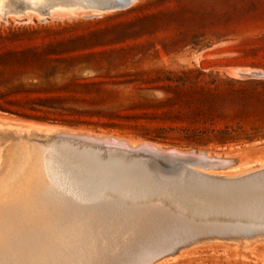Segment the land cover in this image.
Masks as SVG:
<instances>
[{"label":"rangeland","instance_id":"374dc122","mask_svg":"<svg viewBox=\"0 0 264 264\" xmlns=\"http://www.w3.org/2000/svg\"><path fill=\"white\" fill-rule=\"evenodd\" d=\"M39 1L0 0V175L8 154L3 134L14 140L54 130L50 143L29 140L41 147L48 187L65 209L39 238H11L0 248V264H22L28 256L24 264H264V0H125L128 8L111 4L106 11L87 0L36 7ZM169 150L177 154L171 162L162 155ZM200 153L216 161L199 160ZM202 165L212 179L196 172ZM238 180V188L224 185ZM161 201L167 211L151 210ZM9 213L0 208V216Z\"/></svg>","mask_w":264,"mask_h":264},{"label":"bare ground","instance_id":"6f19581e","mask_svg":"<svg viewBox=\"0 0 264 264\" xmlns=\"http://www.w3.org/2000/svg\"><path fill=\"white\" fill-rule=\"evenodd\" d=\"M135 2H136V0H134ZM4 2L5 1H2V6H1V11L3 12L4 11ZM6 2H7V0H6ZM47 3V0H42V1H39L38 3H36V7L37 6H42V5H45ZM8 6H9V4H8ZM5 8H9V7H5ZM26 12V11H25ZM43 14V13H42ZM3 15H5V14H3ZM255 73V72H254ZM32 131V133L33 134H30L29 136H27L28 137V139H27V137H25V138H18V139H16V138H14V140H10L9 138V135L8 134H3L2 135V137L4 138V139H6V140H8V145L6 146V150L8 151V154H7V157H6V160H5V164H4V171H3V173L0 175V208L2 209V208H5V207H7V208H11L12 209V213H9L8 215H10L8 218H6L5 216H0V248H2V247H4L6 244H7V242L11 239V238H13V237H24V236H26V235H28V234H34L33 236L35 237V238H39L38 236H40V235H38V233H40L41 231H44V230H47V229H49L50 228V226L52 225V221L54 220V217L56 216V215H58L59 217L61 216V215H59V210L60 209H62V202H59L57 199H55V197L53 198V193L51 192V190H52V187H51V190H50V187H48V175L46 174V172L44 171V169H45V167H44V161H43V158L45 157H43L42 155H41V153L42 154H44L43 153V151H42V149H41V147L40 146H37L34 142H32V141H30L29 140V138H31L32 136L31 135H36L37 137H42V139L43 140H45L47 143H50L52 140H53V134L55 133V132H52V131H54V130H52V131H49V132H52V133H44V132H36V131H34V130H31ZM10 134H12V133H10ZM59 137H72L70 134H66V133H64V132H60V133H58L57 134ZM13 136V135H12ZM107 141H109V139H106V142ZM102 142L104 143V140H102ZM112 142H114V141H112ZM115 142H117L116 140H115ZM114 142V143H115ZM110 144H111V141L109 142ZM105 144V143H104ZM103 144V145H104ZM119 144V143H118ZM112 145V144H111ZM115 145H117L116 143H115ZM104 146H109L110 147V145H108V144H106V145H104ZM103 146V147H104ZM112 146H114V145H112ZM147 146H149V145H147ZM142 147V146H141ZM47 149V148H46ZM121 149H123V148H121ZM78 150V149H77ZM163 150V149H162ZM168 150V149H167ZM42 151V152H41ZM145 151V150H144ZM175 151V150H174ZM46 152V151H45ZM53 152V151H52ZM125 152V151H124ZM163 152V151H162ZM166 152V151H165ZM180 152V151H179ZM181 153V152H180ZM125 154V153H124ZM187 154V153H186ZM189 155L191 154V153H188ZM194 154H196V153H194ZM194 154H192V155H194ZM207 153H205V155H206ZM48 155V154H47ZM52 155V154H51ZM114 155V154H113ZM182 155V154H181ZM198 155V154H197ZM197 155H195V156H197ZM200 156H197V158L199 159V160H202V161H205V162H211L210 164H212V160L214 159V158H216V157H214L213 159H210L209 157H207V155L205 156H201V153L199 154ZM159 156V155H158ZM180 156V155H179ZM184 156H186L185 154H184ZM208 156H210V155H208ZM214 156V155H213ZM213 156H211V157H213ZM43 157V158H42ZM48 157V156H47ZM59 157V156H58ZM57 157V158H58ZM73 157H74V155H73ZM193 157V156H192ZM180 157H178V159H179ZM65 159V158H64ZM181 159V158H180ZM221 159V158H220ZM45 160V159H44ZM51 160H52V158H51ZM51 160H50V165L53 163H51ZM73 160V159H72ZM94 160V159H93ZM106 160V159H105ZM168 160H170L169 162H171V160H173V159H168ZM218 160L219 159H217V163H218ZM54 161V160H53ZM64 161V160H63ZM133 161V160H132ZM192 161V160H191ZM196 161V160H195ZM214 161H216V160H213V162ZM224 161V160H223ZM46 162V161H45ZM48 162V161H47ZM98 162V161H97ZM117 162V161H116ZM138 162V161H137ZM192 162H194V161H192ZM197 162H198V160H197ZM197 162L195 163V164H197ZM201 162V161H200ZM199 162V163H200ZM55 163V162H54ZM58 163V162H57ZM125 163V162H124ZM178 163H180V162H178ZM194 163H191V164H194ZM219 163H220V160H219ZM223 162H221L220 164H222ZM230 163V162H229ZM48 164V163H47ZM59 164V163H58ZM127 164V163H126ZM174 164H176L175 162H174ZM206 164V163H205ZM214 164H216V163H214ZM213 164V165H214ZM224 164V163H223ZM53 165V164H52ZM55 166L57 165V164H54ZM76 165V164H75ZM124 165V164H123ZM142 165V164H141ZM171 165V164H170ZM179 165H181V164H179ZM178 165V166H179ZM217 165V164H216ZM219 165V164H218ZM59 166H60V164H59ZM87 166V165H86ZM116 166V165H115ZM185 166H187V165H184V167ZM191 166V165H190ZM204 165H202V166H200V168L201 167H203ZM209 167H210V165H208ZM263 166V165H262ZM47 167V166H46ZM61 167H62V165H61ZM79 167V166H78ZM77 167V168H78ZM89 167V166H88ZM122 167V166H121ZM179 167H182V166H179ZM189 167V166H188ZM188 167H186V168H188ZM192 167H193V165H192ZM190 168V170L191 169H193V168ZM198 167V166H197ZM207 167V166H206ZM50 168V167H49ZM55 168V167H54ZM54 168H52V170L54 169ZM57 168H58V165H57ZM57 168H56V170H57ZM74 168V167H73ZM129 168V167H128ZM136 168V167H135ZM183 168V167H182ZM182 168H180V169H182ZM188 168V169H189ZM196 168V167H195ZM199 168V167H198ZM196 169V172L197 173H199V175L200 176H203V177H208V178H211L212 179V177H210V176H214V174H213V172H210L209 170H204V168L202 169ZM229 168V167H228ZM91 169V168H90ZM139 169V168H138ZM210 169V168H209ZM72 170V169H71ZM110 170V169H109ZM123 170H124V168H123ZM135 170V169H134ZM185 170V169H184ZM187 170V169H186ZM264 170V169H263ZM55 171V170H54ZM53 171V172H54ZM60 172H61V170H59ZM89 171V170H88ZM115 171V170H114ZM126 171V170H125ZM132 171V170H131ZM188 171V170H187ZM194 171V170H193ZM73 172V171H72ZM57 173H58V171H57ZM62 173V172H61ZM260 173V172H259ZM262 173V172H261ZM49 174V173H48ZM54 174V173H53ZM82 174V173H81ZM184 174V173H183ZM182 174V175H183ZM254 174V173H253ZM55 175H56V173H55ZM57 175H59V173L57 174ZM61 175V174H60ZM128 175V174H127ZM146 175V174H145ZM159 175V174H158ZM50 176H52V175H50ZM61 176H65L64 174L63 175H61ZM85 176V175H84ZM109 176V175H108ZM130 176H131V174H130ZM165 176V175H164ZM194 176V175H193ZM218 176V175H217ZM248 177H249V175H247ZM55 177V176H54ZM58 177V176H57ZM67 176H65V178H66ZM69 177V176H68ZM79 177V176H78ZM82 177V176H81ZM97 177H98V175H97ZM125 177H129V176H125ZM181 177H183V176H181ZM195 177V176H194ZM244 177V176H243ZM51 178V177H50ZM129 178H131V177H129ZM133 178V177H132ZM131 178V179H132ZM138 178V177H137ZM196 178V177H195ZM260 178V177H259ZM264 178V177H263ZM55 179V178H54ZM73 179V178H72ZM197 179V178H196ZM214 179V178H213ZM225 179V178H224ZM237 179V178H236ZM239 179H242V178H239ZM50 180V179H49ZM56 180V179H55ZM84 180V179H83ZM116 180V179H115ZM203 180V179H202ZM217 180V179H216ZM231 180V179H230ZM113 181V180H112ZM125 181V180H124ZM196 181V180H195ZM222 181V180H221ZM233 181V180H232ZM235 181V180H234ZM55 182V181H54ZM57 182V181H56ZM56 182H55V185H56ZM65 182H67L68 184H69V182L68 181H65V179H64V183ZM120 182V181H119ZM130 182V181H129ZM128 182V183H129ZM168 182V181H167ZM183 182V181H182ZM181 182V183H182ZM205 182V181H204ZM223 182V181H222ZM225 182H226V180H225ZM243 182V181H242ZM247 181H245V184H247L246 183ZM59 182H57V184H58ZM92 183V182H91ZM108 183V182H107ZM125 183V182H124ZM217 183V182H216ZM215 183V184H216ZM53 184V183H52ZM51 184V185H52ZM62 184V183H61ZM61 184H59V187H60V185ZM131 184H132V182H131ZM137 184V183H136ZM207 184H208V182H207ZM50 185V186H51ZM70 185V184H69ZM82 185V184H81ZM117 185V184H116ZM177 185V184H176ZM211 185V184H210ZM224 185H226L227 187H229V189H232V188H238V187H240V186H242L243 184H241V182L238 180L237 182H231V184H224ZM248 185V184H247ZM53 186H54V184H53ZM96 186V185H95ZM124 186H128V185H126V183H125V185ZM131 186V185H130ZM132 186H133V184H132ZM164 186V185H163ZM215 186V185H214ZM62 187H64V186H62ZM140 187V186H139ZM139 187H138V190H141V189H139ZM142 188H143V186H141ZM153 187V186H152ZM190 187V186H189ZM213 187V186H212ZM69 188H71L70 186H69ZM129 188V187H128ZM162 188V187H161ZM210 188V187H209ZM217 188V187H216ZM224 188V187H223ZM245 188V187H244ZM55 189V188H54ZM87 189V188H86ZM103 189V188H102ZM170 189V188H169ZM183 189V188H182ZM214 189V188H213ZM220 189V188H219ZM228 189V188H227ZM227 189H225V190H227ZM58 190H59V188H58ZM70 190H74V188L73 189H70ZM111 190H113V189H111ZM117 190V189H116ZM123 190V189H122ZM125 190V189H124ZM123 190V191H124ZM129 190V189H128ZM149 190V189H148ZM160 190V189H159ZM162 190V189H161ZM172 191H173V189H171ZM186 190V189H185ZM211 190V189H210ZM264 190V189H263ZM53 191V190H52ZM66 191H68V190H66ZM65 191V192H66ZM71 191V192H72ZM118 191H120V190H118ZM125 191H127V189L125 190ZM134 191H136V190H134ZM151 191V190H150ZM162 191H165L164 189L162 190ZM180 191V190H179ZM189 191V190H188ZM191 191V190H190ZM198 191V190H197ZM241 191V190H240ZM244 190L242 189V192H243ZM54 192V191H53ZM56 192H57V190H56ZM74 192V191H73ZM72 192V193H73ZM100 192V191H99ZM102 192V191H101ZM100 192V193H101ZM105 192H107V191H105ZM114 192V191H113ZM166 192H168V191H166ZM239 192V191H238ZM247 192V191H246ZM251 192V191H250ZM59 193H60V191H59ZM58 193V194H59ZM62 193V192H61ZM68 193H70V192H68ZM72 193H70V194H72ZM77 193V192H76ZM75 193V194H76ZM110 193V192H109ZM120 192H118V194H119ZM125 193H129V192H125ZM131 193V192H130ZM138 193H139V191H138ZM142 193V192H141ZM163 192H161V195L163 196V194H162ZM228 193V192H227ZM239 193H241V192H239ZM254 193V192H253ZM257 193V192H256ZM63 194H64V192H63ZM79 194V193H78ZM78 194H76V195H78ZM133 194H135L134 192H133ZM133 194H131L132 196H133ZM146 194V193H145ZM158 194V193H157ZM167 194V193H166ZM169 194H170V192H169ZM171 194H173V193H171ZM175 194V193H174ZM205 194V193H204ZM211 194H213V193H211ZM215 194V193H214ZM247 194H249V193H247ZM259 194V193H258ZM257 194V195H258ZM261 194V193H260ZM92 195V194H91ZM101 195V194H100ZM144 195V194H143ZM147 195V194H146ZM156 195V194H155ZM222 195V194H221ZM225 195V194H224ZM227 195V194H226ZM235 195V194H234ZM241 195H243V194H241ZM244 195H246V194H244ZM250 195V194H249ZM63 196H65V194L63 195ZM79 196V195H78ZM109 196V195H108ZM127 196V195H126ZM131 196V197H132ZM136 196H138V194L136 193ZM145 196V195H144ZM143 196V197H144ZM149 196V195H148ZM150 196H151V194H150ZM165 196V195H164ZM167 196H169L168 194H167ZM171 196V195H170ZM173 196V195H172ZM175 197H178V196H176V195H174ZM173 196V197H174ZM232 196V195H231ZM248 196V195H247ZM259 196V195H258ZM264 196V195H263ZM66 197V196H65ZM68 197V196H67ZM73 197L74 196H72V199H73ZM96 198H97V196H95ZM106 197V196H105ZM123 197H125V194H124V196ZM130 196L129 197H126L127 199H128V201H129V199L131 198ZM139 197H140V195H139ZM160 198V196H157V198ZM172 197V198H173ZM181 197H183L182 195H181ZM192 197V196H191ZM197 197V196H196ZM196 197H194V198H196ZM233 197H235V196H233ZM246 197V196H245ZM257 197V196H256ZM260 197V196H259ZM258 197V198H259ZM59 198H60V196H59ZM69 198V197H68ZM76 198H77V196H76ZM110 198H111V196H110ZM110 198H109V202H110ZM121 198H122V196H121ZM134 198V200H135V196L133 197ZM132 198V199H133ZM142 198V197H141ZM151 198V197H150ZM154 198L156 199V197L154 196ZM158 198V199H159ZM167 198V197H166ZM198 198V197H197ZM232 198V197H231ZM243 198V197H242ZM241 198V199H242ZM250 198V197H249ZM253 198V197H252ZM260 198H263V197H260ZM126 199V200H127ZM138 199V198H137ZM136 199V200H137ZM144 199V198H143ZM146 199V198H145ZM145 199L143 200L144 201V203L143 204H145ZM152 199V198H151ZM151 199H150V201H151ZM158 199H156V201L158 200ZM163 199V198H162ZM180 199V198H179ZM187 200H188V198H186ZM214 199V198H213ZM220 199V198H219ZM245 199V198H244ZM247 199V198H246ZM61 200V199H60ZM63 200V199H62ZM76 200V199H75ZM81 199H79V201H80ZM134 200L132 201V200H130V201H132L133 203H134ZM140 200H142V199H140ZM139 200V201H140ZM160 200V199H159ZM158 200V201H159ZM170 200V199H169ZM176 200V199H175ZM182 200V199H181ZM180 200V201H181ZM194 200V199H193ZM201 200V198H199V201ZM254 200V199H253ZM259 200V199H258ZM67 201V200H66ZM68 201H69V199H68ZM72 200H71V198H70V202H71ZM123 201V200H122ZM138 201V200H137ZM137 201H135V202H137ZM146 201H148V199H146ZM157 201V202H158ZM164 201V200H163ZM166 201H167V199H166ZM172 202H173V200H171ZM185 201V197H184V200H183V202ZM192 201V200H191ZM202 201V200H201ZM204 201V200H203ZM202 201V202H203ZM209 201V200H208ZM212 202H213V200H211ZM222 201V200H221ZM230 201V200H229ZM232 201H234L233 200V198H232ZM236 202H238L237 201V199L235 200ZM234 201V202H235ZM244 201V200H243ZM261 201H263V200H261ZM64 202V201H63ZM75 202H78V201H75ZM112 202V201H111ZM121 202V201H120ZM125 202H127V201H125V199H124V204L123 205H125ZM131 202V203H132ZM156 202V203H157ZM172 202H169V203H172ZM186 202V201H185ZM258 202H260V201H258ZM66 204L68 203V202H65ZM73 203H74V201H73ZM90 203H91V201H90ZM106 203H107V201H106ZM132 203V204H133ZM139 203H141L142 204V202L140 201ZM147 203V202H146ZM149 203V202H148ZM147 203V205H149ZM151 203V202H150ZM152 203H153V200H152ZM151 203V204H152ZM162 201H161V204L160 203H158V204H156L154 207H153V204H152V209L151 210H153L155 207V209L157 210V207L158 206H160V207H162V206H164V204L162 205ZM166 203V202H165ZM174 203V202H173ZM186 203H188V202H186ZM204 203H205V201H204ZM215 203V202H214ZM213 203V204H214ZM249 203V202H248ZM80 204H81V201H80ZM83 204H86V202L85 203H83ZM83 204H81V205H83ZM97 204V203H96ZM128 204V203H127ZM135 204V203H134ZM175 204V203H174ZM178 204V203H177ZM176 204V205H177ZM192 204V203H191ZM200 204H203V203H200ZM212 204V203H211ZM224 204L225 203H223V206H224ZM246 204V203H245ZM69 205V204H68ZM74 205V204H73ZM109 204H107V206H108ZM130 205V204H129ZM139 205V204H138ZM158 205V206H157ZM162 205V206H161ZM171 205V204H170ZM220 205H222V204H220ZM227 205V204H226ZM239 205V204H238ZM237 205V206H238ZM241 205V204H240ZM247 205V204H246ZM252 205V204H251ZM70 206V205H69ZM75 206V205H74ZM84 206V205H83ZM89 206V205H88ZM105 206V205H104ZM132 206V205H131ZM130 206V207H131ZM134 206V205H133ZM143 206V205H142ZM146 206V205H145ZM150 206V205H149ZM149 206H146V207H148V209H149ZM165 206H166V204H165ZM164 206V207H165ZM168 206V205H167ZM167 206L164 208V210H166V208H167ZM180 205H178V208H180L179 207ZM196 206V205H195ZM204 206H205V204H204ZM219 206V205H218ZM223 206H221V207H223ZM228 206V205H227ZM245 206V205H244ZM243 206V207H244ZM257 206V205H256ZM259 206V205H258ZM85 207H87V204L85 205ZM99 207V206H98ZM101 207H102V205H101ZM113 207H115V206H113ZM124 207V206H123ZM128 207V206H127ZM129 207V208H130ZM139 206H137V208H138ZM145 207V208H146ZM173 206H171L170 208H172ZM200 207H201V205H200ZM213 207V206H212ZM239 207V206H238ZM246 207V206H245ZM248 207V206H247ZM250 207V206H249ZM64 208V207H63ZM70 208V207H69ZM75 208V207H74ZM78 208V207H77ZM81 208V207H80ZM100 208V207H99ZM106 208V207H105ZM104 208V209H105ZM119 208V207H118ZM129 208L128 209H126V210H129ZM132 208V207H131ZM151 208V207H150ZM168 208H169V206H168ZM176 208V210H179L178 208H177V206L175 207ZM192 208V207H191ZM224 208H226V207H224ZM229 208V207H228ZM242 208V207H241ZM65 209V208H64ZM103 208H102V210H104ZM120 209V208H119ZM144 209V208H143ZM162 209H163V207H162ZM183 209H186V208H184V207H182L181 208V211H182V214L184 213L183 211ZM206 210H207V208H205ZM246 209H248V208H246ZM259 209H262V208H259ZM5 210H7V209H5ZM73 210V209H72ZM71 210V211H72ZM90 210V209H89ZM101 210V209H100ZM99 210V211H100ZM115 210V209H114ZM122 210V209H121ZM132 210V209H131ZM150 210V209H149ZM160 210V209H159ZM172 210H173V208H172ZM195 210H196V208H195ZM200 210V209H199ZM231 210H232V208H231ZM66 211V210H65ZM70 211V212H71ZM75 211V210H74ZM73 211V212H74ZM106 211H107V209H106ZM133 211H136L134 208H133V210H132V212ZM154 211V210H153ZM158 211V210H157ZM161 211V210H160ZM167 211V210H166ZM168 211H169V209H168ZM180 211V210H179ZM181 211L179 212L180 214H181ZM219 211V210H218ZM226 211V210H225ZM224 211V212H225ZM229 211H230V209H229ZM237 211V210H236ZM2 212V211H1ZM5 212V211H4ZM9 212H11V211H9ZM79 212V211H78ZM85 212V211H84ZM121 212V211H120ZM131 211H130V214H133ZM143 212V211H142ZM145 212H146V210H145ZM156 212V211H155ZM159 212V211H158ZM185 212H186V210H185ZM202 212V211H201ZM209 212V211H208ZM243 212V211H242ZM63 213V212H62ZM76 213V212H75ZM87 212H85V214H86ZM95 213V212H94ZM97 213V212H96ZM105 213V212H104ZM108 213V212H107ZM117 213V212H116ZM115 213V214H116ZM150 213H151V211H150ZM150 213H148L149 215H150ZM153 213V212H152ZM161 213H163L162 211H161ZM166 213V212H165ZM164 213V214H165ZM175 214L177 213V211L176 212H174ZM204 213V212H203ZM202 213V214H203ZM207 213V212H206ZM205 213V214H206ZM259 213H260V211H259ZM5 214V213H4ZM64 214V213H63ZM69 214V213H68ZM74 214V213H73ZM89 214V213H88ZM98 214V213H97ZM101 214V213H100ZM121 214H122V212H121ZM135 214V213H134ZM140 214V213H139ZM138 214V215H139ZM147 214V215H148ZM157 214V213H156ZM156 214L154 213V216H155V218H157L156 217ZM159 214H160V212H159ZM167 214V213H166ZM171 214V213H170ZM184 214H186V213H184ZM208 214V213H207ZM206 214V215H207ZM220 214V213H219ZM223 214H227V212L226 213H223ZM230 214V213H229ZM236 214H237V212H236ZM242 214V216H243V213H241ZM65 215V214H64ZM83 215V214H82ZM112 215H113V212H112ZM117 215V214H116ZM136 215V214H135ZM158 215V214H157ZM177 215L178 216H175V217H179V214L177 213ZM193 214H191L190 215V217L192 216ZM215 215V214H214ZM217 215H218V212H217ZM220 215H222V214H220ZM235 215V214H234ZM248 215H250V214H248ZM7 216V215H6ZM58 216H57V218H58ZM74 216V215H73ZM78 216H80V215H78ZM99 216H101V215H99ZM109 216H110V214H109ZM108 216V217H109ZM118 216V215H117ZM124 217H125V215H123ZM160 216V215H159ZM166 216V215H165ZM202 216V215H201ZM212 216V215H211ZM216 216V215H215ZM230 216V215H229ZM228 216V217H229ZM237 216V215H236ZM239 216H241V215H239ZM253 216V215H252ZM258 216V215H257ZM260 216H262V215H260ZM62 217V216H61ZM61 217H60V221H61ZM71 217V216H70ZM69 217V218H70ZM83 217V216H82ZM90 217V216H89ZM111 217V216H110ZM114 218H115V216H113ZM135 216H133V218H134ZM137 217H139V216H137ZM141 217V216H140ZM147 217V216H146ZM152 217V216H151ZM151 217H150V219H151ZM162 217V216H161ZM160 217V218H161ZM169 217H170V215H169ZM197 217H199V215H197ZM210 217V216H209ZM223 217V216H222ZM231 217L232 216H230V219H231ZM235 217V216H234ZM245 217V216H244ZM259 217V216H258ZM56 218V219H57ZM72 219H74L73 217H71ZM71 218H70V220H71ZM76 218V217H75ZM112 218V217H111ZM113 218V219H114ZM136 218V217H135ZM149 218V217H148ZM165 218V217H164ZM168 218V217H167ZM203 218V217H202ZM201 218V219H202ZM207 218V217H206ZM216 218V217H215ZM246 218V217H245ZM262 218V217H261ZM264 218V217H263ZM59 219V218H58ZM68 219V218H67ZM79 219V218H78ZM86 220H87V217L85 218ZM91 219V218H90ZM95 219V218H94ZM119 219V218H118ZM126 219V218H125ZM124 219V220H125ZM144 219V218H143ZM153 219V218H152ZM171 220H172V218H170ZM194 219H195V217H194ZM203 219H205V217L203 218ZM202 219V220H203ZM235 219V218H234ZM70 220H67V221H70ZM83 219L81 218V220L80 221H82ZM85 220V221H86ZM88 220H89V218H88ZM87 220V223H89V221ZM99 220V219H98ZM111 220V219H110ZM109 220V221H110ZM115 220H116V218H115ZM120 220V219H119ZM147 220H149V219H147ZM159 220V219H158ZM198 220V219H197ZM213 220V219H212ZM216 220L218 221V219L216 218ZM215 220V221H216ZM223 220V219H222ZM249 220H250V218H249ZM264 220V219H263ZM62 221H63V218H62ZM65 221V220H64ZM66 221V222H67ZM74 221V220H73ZM79 220H78V222H80ZM101 221V220H100ZM112 221H114V220H112ZM111 221V222H112ZM160 221V220H159ZM177 221H179V220H177ZM193 221V220H192ZM207 221V220H206ZM205 221V222H206ZM220 222H222L221 221V217H220V220H219ZM227 221H229V220H227ZM235 221V220H234ZM248 221V220H247ZM256 221V220H255ZM77 222V223H78ZM104 222V221H103ZM119 222V221H118ZM118 222H116V223H118ZM130 222V221H129ZM138 222V221H137ZM168 222H172V221H169L168 220ZM174 222V221H173ZM181 222V221H180ZM184 222V221H183ZM211 222V221H210ZM219 222V223H220ZM63 223V222H62ZM72 223V222H71ZM100 223V222H99ZM102 223V222H101ZM109 223V222H108ZM113 223V222H112ZM166 223V222H165ZM185 223H186V221H185ZM198 223H200V222H198ZM216 223H218V222H216ZM224 223V222H223ZM231 223V222H230ZM232 223H233V220H232ZM237 223H239V222H237ZM248 223H249V221H248ZM255 223V222H254ZM56 224V223H55ZM65 224V223H64ZM79 224V223H78ZM82 224H83V222H82ZM130 224V223H129ZM134 224H135V222H134ZM133 223H132V225H134ZM141 224V223H140ZM153 224V223H152ZM176 224V223H175ZM225 224H226V222H225ZM241 224V223H240ZM239 224V225H240ZM243 224V223H242ZM245 224H247V223H245ZM62 225V224H61ZM87 225V224H86ZM110 225H112L113 226V224H111L110 223ZM118 225V224H117ZM122 225V224H121ZM143 225H144V223H143ZM143 225H141V226H143ZM168 225V224H167ZM166 225V226H167ZM179 225V224H178ZM198 225V224H197ZM203 225V224H202ZM207 225H209V224H207ZM212 225V224H211ZM213 225H216V224H213ZM212 225V226H213ZM218 225V224H217ZM234 225V224H233ZM235 225H237V224H235ZM238 225V226H239ZM261 225H264V224H261ZM53 226V225H52ZM66 227L67 226H69V224L68 225H65ZM84 226V225H83ZM107 226H109V225H107ZM123 226V225H122ZM129 226V225H128ZM147 226V225H146ZM161 226V225H160ZM163 226V225H162ZM176 226V225H175ZM175 226H173V227H175ZM183 226H185V225H183ZM187 226V225H186ZM224 226H228V225H224ZM223 226V227H224ZM258 226V225H257ZM80 227V226H79ZM86 227H89V226H86ZM99 227V226H98ZM100 227H101V225H100ZM130 227V226H129ZM128 227V228H129ZM149 227V226H148ZM147 227V228H148ZM172 227V226H171ZM199 227V226H198ZM201 227V226H200ZM207 227V226H206ZM214 227V226H213ZM213 227H211V228H213ZM247 227V226H246ZM252 227V226H251ZM256 227V226H255ZM62 228H64V226H62ZM68 228V227H67ZM66 228V229H67ZM77 228V227H76ZM89 228H91V226L89 227ZM102 228L104 229V227H103V224H102ZM117 228H118V226H117ZM124 228V227H123ZM135 228V227H134ZM145 228V227H144ZM150 228H153V227H151V225H150ZM165 228V227H164ZM181 228V227H180ZM202 228H204V226L203 227H201V229ZM234 228H236V229H238L237 228V226L235 227L234 226ZM242 228H243V226H242ZM254 228V227H253ZM253 228H252V230H253ZM259 228V227H258ZM261 228V227H260ZM61 228L59 227V230H60ZM81 229V228H80ZM98 229V228H97ZM138 229V228H137ZM146 229V228H145ZM145 229H144V231H145ZM157 229V228H156ZM155 229V230H156ZM162 229V228H161ZM166 229V228H165ZM189 229H190V227H189ZM198 229V228H197ZM200 229V228H199ZM207 229H208V227H207ZM222 229V228H221ZM225 229V228H224ZM224 229H223V231H224ZM229 229V228H228ZM257 229V228H256ZM93 230V229H92ZM91 230V231H92ZM106 230V229H105ZM111 230V229H110ZM109 229H108V231H110ZM123 230V229H122ZM134 230V229H133ZM136 230V229H135ZM139 230H140V227H139ZM167 230H169V229H167ZM209 230V229H208ZM212 230V229H211ZM226 230V229H225ZM247 229H245V231H246ZM258 230V229H257ZM48 231V230H47ZM57 231V230H56ZM67 231V230H66ZM73 231V230H72ZM96 231V230H95ZM100 231V230H99ZM103 231V230H102ZM102 231H101V234H100V232L98 233V234H100L101 236H103L105 233H102ZM107 231V230H106ZM174 231V230H173ZM186 231V230H185ZM197 231V230H196ZM201 231V230H200ZM212 231H214V230H212ZM231 231V230H230ZM249 231V230H248ZM251 231V230H250ZM261 231V233L262 232H264V230H260ZM49 232V231H48ZM81 232V231H80ZM87 232H88V230H87ZM104 232V231H103ZM111 232H112V230H111ZM114 232H115V230H114ZM122 232V231H121ZM150 232V231H149ZM149 232L147 233L148 235H149ZM169 232V231H168ZM188 232V231H187ZM221 232V231H220ZM242 232V231H241ZM256 232H258V231H256ZM53 233V232H52ZM59 233H61V232H59ZM65 233V232H64ZM126 233V232H125ZM132 233H135V232H132ZM159 233V232H158ZM158 233H157V235H158ZM164 234H165V231L163 232ZM176 233V232H175ZM186 233V232H185ZM208 233H209V231H208ZM213 233V232H212ZM219 233V232H218ZM233 233V232H232ZM47 234H49V233H47ZM55 234H56V232H55ZM65 234H68L67 232L65 233ZM77 234H78V232H77ZM89 234V233H88ZM115 234V233H114ZM126 234H128V233H126ZM138 234V233H137ZM145 234V233H144ZM180 234V233H179ZM206 234V233H205ZM260 234V233H259ZM38 235V236H37ZM57 235H58V232H57ZM62 235H63V233H62ZM70 235H71V233H70ZM112 235H113V233H112ZM117 235V234H116ZM125 235V234H124ZM152 235V234H151ZM156 235V234H155ZM160 235V234H159ZM186 235V234H185ZM199 235V234H198ZM201 235V234H200ZM224 235V234H223ZM227 235V234H226ZM255 235V234H254ZM258 235V234H257ZM56 236V235H55ZM64 236V235H63ZM69 235H67V237H68ZM72 237H73V235H71ZM90 236V235H89ZM88 236V237H89ZM94 236V235H93ZM97 236V235H96ZM106 236V235H105ZM107 236H111V235H107ZM106 236V237H107ZM115 236V235H114ZM126 236V235H125ZM128 236H129V234H128ZM134 236H136V235H134ZM171 236V235H170ZM175 236H177V235H175ZM189 236V235H188ZM50 237V236H49ZM66 237V238H67ZM76 237V236H75ZM98 237V236H97ZM104 237V236H103ZM105 237V238H106ZM112 237V236H111ZM116 237V236H115ZM123 237V236H122ZM121 237V238H122ZM138 237V236H137ZM154 237V236H153ZM158 237V236H157ZM174 237V236H173ZM185 237V236H184ZM195 237H197V236H195ZM194 237V238H195ZM199 237V236H198ZM197 237V238H198ZM263 237V236H262ZM43 238H44V236H43ZM42 238V239H43ZM46 239H47V237H45ZM44 238V239H45ZM54 238V237H53ZM59 238V237H58ZM69 238V240H70V237H68ZM114 238V237H113ZM179 238V237H178ZM181 238V237H180ZM30 239H31V236H30ZM49 239V238H48ZM74 239V238H73ZM79 239V238H78ZM94 239V238H93ZM97 239H99V238H97ZM100 239H101V237H100ZM104 239V238H103ZM102 239V240H103ZM132 239V238H131ZM155 239V238H154ZM170 239V238H169ZM207 239V238H206ZM229 239V238H228ZM236 239V238H235ZM18 240V239H17ZM20 240V239H19ZM37 240V239H36ZM40 240V239H39ZM52 240H54V239H52ZM62 240V239H61ZM64 240V239H63ZM69 240H68V242H69ZM76 240V239H75ZM96 240V239H95ZM95 240H93L94 242H95ZM110 240V239H109ZM115 240V239H114ZM117 240V239H116ZM135 240V239H134ZM159 240V239H158ZM197 240V239H196ZM48 241V240H47ZM46 241V242H47ZM65 242H67L66 240H64ZM106 241H107V239H106ZM143 241V240H142ZM155 241V240H154ZM157 241V240H156ZM155 241V242H156ZM242 241V240H241ZM42 242H43V240H42ZM50 242V241H49ZM62 242V241H61ZM74 242V241H73ZM77 242V241H76ZM92 242V241H91ZM97 242V241H96ZM108 242V241H107ZM146 242H148V241H146ZM48 243V242H47ZM47 243H46V246H47ZM59 243V242H58ZM64 243V242H63ZM84 243V242H83ZM88 243V242H87ZM125 243V242H124ZM130 243V242H129ZM142 243V242H141ZM160 243H163V242H160ZM32 245H30V246H35L33 243H31ZM37 244V243H36ZM56 244V243H55ZM61 245H62V243H60ZM68 244V243H67ZM67 244L66 243H64V246H67ZM80 244V243H79ZM82 244V243H81ZM118 244V243H117ZM11 245V244H10ZM17 245H18V243H17ZM40 245H41V241H40ZM51 245V244H50ZM71 245H73V244H71ZM86 245H88V244H86ZM91 245V244H90ZM89 245V246H90ZM96 245V243L94 244V246ZM98 245V244H97ZM149 245V244H148ZM36 246H38V245H36ZM54 246V245H53ZM69 246V248H70V245H68ZM92 246V245H91ZM93 246V247H94ZM99 246V245H98ZM113 246V245H112ZM119 246V245H118ZM28 247V246H27ZM41 247V246H40ZM43 247H45V246H43ZM51 248H52V246H50ZM50 247H49V249H50ZM55 247V246H54ZM57 247H58V249H60L61 247H63V245L62 246H60V248H59V246H56V248L55 249H57ZM74 247V246H73ZM83 247V246H82ZM157 247H159V246H157ZM161 247V246H160ZM19 248V247H18ZM23 248V247H22ZM65 249H66V247H64ZM90 248V247H89ZM96 248V247H95ZM46 249H48V246H47V248ZM45 249V250H46ZM48 249V251H50ZM53 249V248H52ZM57 249V250H58ZM78 249V248H77ZM77 249L75 250V251H77ZM83 249H85L84 247H83ZM115 249V248H114ZM156 249V248H155ZM165 249V248H164ZM10 250V249H9ZM12 250V249H11ZM31 250V249H30ZM38 250V249H37ZM45 250H41V252L40 253H43ZM56 250V251H57ZM70 250V249H69ZM91 250H92V247H91ZM95 249H93L92 251H94ZM103 250V249H102ZM52 251V250H51ZM50 251V252H51ZM66 251H68V250H66ZM65 251V252H66ZM80 250H78L77 252H79ZM84 251H86V249L84 250ZM96 251V250H95ZM108 251V250H107ZM166 251V250H165ZM167 251H169V250H167ZM5 252V251H4ZM37 253H38V251H36ZM46 252V251H45ZM50 252H47L49 255H51L50 254ZM69 252V251H68ZM40 253H38V254H40ZM47 253H43V257H44V254L46 255ZM55 253V252H54ZM53 253V254H54ZM71 253V252H70ZM69 253V254H70ZM89 253H91V252H89ZM127 253V252H126ZM22 254V252L20 253V255ZM35 254V252H33V256H35L34 255ZM37 254V255H38ZM56 254V253H55ZM59 254H61V256H62V252L61 253H59ZM72 254V253H71ZM9 255H10V252H9ZM8 255V256H9ZM24 255V254H23ZM41 256H42V254H40ZM81 255V254H80ZM145 255V254H144ZM166 255V254H165ZM11 256V255H10ZM55 255H53V257H54ZM58 256V255H57ZM168 256H170V255H168ZM37 257V256H36ZM40 256H38V258H39ZM52 257V256H51ZM59 258H60V256H58ZM68 257H70L69 255H68ZM42 258V257H41ZM54 258H57L56 256L54 257ZM147 258V257H146ZM6 259V258H5ZM28 259H29V256H28ZM27 259V260H28ZM36 259V258H35ZM35 259H34V262H35ZM42 259H44V258H42ZM41 259V260H42ZM53 259V258H52ZM122 259V258H121ZM153 259V258H152ZM24 260V259H23ZM22 260V261H23ZM25 260H26V258H25ZM26 260V261H27ZM37 260H39V259H37ZM54 260H56V259H54ZM53 260V261H54ZM58 260V259H57ZM65 260H67V259H65ZM9 261V260H8ZM15 261V260H14ZM21 260H20V262H22ZM26 261H23L24 263L26 262ZM29 261H30V259H29ZM43 261H45V260H43ZM47 261V260H46ZM59 261V260H58ZM107 261V260H106ZM47 262H49V260L47 261ZM46 262V263H47ZM55 262V261H54ZM53 262V263H54ZM109 262V261H108ZM8 263V262H7ZM19 262H16V264H18ZM24 263H22V264H24ZM29 263V262H28ZM32 263V262H31ZM41 263V262H40ZM45 263V264H46ZM51 263V262H50ZM69 263V262H68ZM81 263V262H80ZM152 263H154V262H152ZM15 264V263H14ZM30 264V263H29ZM34 264H37V261H36V263H34ZM48 264V263H47ZM52 264V263H51ZM72 264V263H71ZM105 264V263H104Z\"/></svg>","mask_w":264,"mask_h":264},{"label":"water","instance_id":"95a60500","mask_svg":"<svg viewBox=\"0 0 264 264\" xmlns=\"http://www.w3.org/2000/svg\"><path fill=\"white\" fill-rule=\"evenodd\" d=\"M87 2L90 4L88 6H90V8H95L101 11H106L109 9V6L112 4L114 6L118 5L120 6L119 8L121 10H124L126 8H128V4L126 3L125 0H87ZM163 156H165L164 158L166 159H175V157H177V154L172 151L169 150L167 152V154H162Z\"/></svg>","mask_w":264,"mask_h":264}]
</instances>
